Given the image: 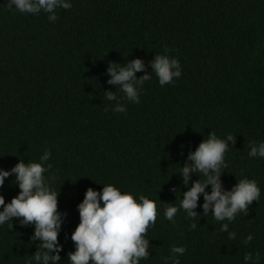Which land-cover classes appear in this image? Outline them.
Instances as JSON below:
<instances>
[{
  "label": "trees",
  "instance_id": "1",
  "mask_svg": "<svg viewBox=\"0 0 264 264\" xmlns=\"http://www.w3.org/2000/svg\"><path fill=\"white\" fill-rule=\"evenodd\" d=\"M70 2L50 22L43 11L22 14L0 0V169L39 163L51 152L44 166L51 165L45 176L59 194L63 221L58 264H71L87 190L102 192L108 184L157 203L156 223L146 233L149 257L140 264H171L173 245L186 248L180 264H244L247 253H259L264 264V158L248 155L253 142L264 141V0ZM162 54L178 59L182 73L163 87L149 63ZM136 59L145 64L137 78L152 75L139 103L106 74L110 64ZM109 92L125 112L113 111L118 101L108 100ZM212 133L235 137L225 153L223 189L255 180L259 201L234 221L219 222L211 211L203 215L201 194L194 220L183 210L167 220L164 209L178 207L183 193L205 179L190 173L185 186L180 169ZM20 191L15 175L0 188L6 203ZM22 219L0 226V264H36L42 242Z\"/></svg>",
  "mask_w": 264,
  "mask_h": 264
},
{
  "label": "clouds",
  "instance_id": "2",
  "mask_svg": "<svg viewBox=\"0 0 264 264\" xmlns=\"http://www.w3.org/2000/svg\"><path fill=\"white\" fill-rule=\"evenodd\" d=\"M7 7L22 14L38 15L42 11L48 14L50 22L58 19L56 10L70 9V0H8ZM167 52V50H165ZM159 84L163 87L181 77V65L178 59L171 58L167 54L157 55L150 61ZM145 70V64L141 59L127 63L126 66L110 64L107 75L108 83L118 85L129 102L139 103L140 89L145 81L152 78L146 74L137 78L136 74ZM110 101H118L115 112H125L126 107L113 93H107ZM228 141L235 142V137L228 135L226 139L219 138L212 133L203 141L197 150L189 155L192 162L180 169L187 186L191 180L190 173L198 172L205 179L195 182L190 190L183 193L179 206L170 205L164 209L163 215L173 221L180 210H183L189 219H195L198 213L195 209L199 206L201 194L204 196L203 215L208 216L211 211L216 221H234L238 213H247L253 202L259 201L261 189L255 180L248 178L238 180V184L231 190L223 189L220 179L227 167L225 153L228 151ZM248 152L250 158H264V141L259 142L258 147L253 142ZM51 158V152L45 150L40 156V162L25 164L23 160L11 171L0 169V188H3L5 180L16 176V184L21 190L10 203H6L0 194V226L8 223L13 218H23L22 225L34 224L35 235L42 243L40 251L34 257L36 264L42 260L43 264H58L59 252L62 246L58 245V235L62 226L61 213L58 211V196L54 191L45 173L51 168L44 166ZM211 185L209 194L206 189ZM103 204V206H102ZM80 220L78 227L71 239L76 245V251L69 253L71 264H140L142 259L149 257V240L146 233L150 226H154L157 220V203L144 195L134 198L129 192H121L114 185H103L102 192L89 188L82 203L78 205ZM191 227L196 228V223ZM229 229L228 223H223L221 231ZM230 239L236 238V233L231 232ZM253 237L249 235L244 241L249 243ZM47 250V251H45ZM55 252V256H50ZM186 248L173 245L171 247V264H180V256H183ZM31 264V261L28 262ZM244 264H260V255L255 258L252 253L244 256Z\"/></svg>",
  "mask_w": 264,
  "mask_h": 264
}]
</instances>
